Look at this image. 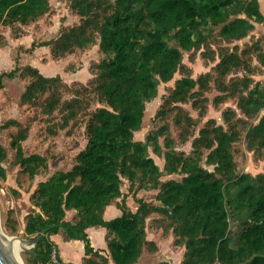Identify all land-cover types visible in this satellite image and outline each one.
<instances>
[{"label":"trees","instance_id":"16d2710c","mask_svg":"<svg viewBox=\"0 0 264 264\" xmlns=\"http://www.w3.org/2000/svg\"><path fill=\"white\" fill-rule=\"evenodd\" d=\"M64 1L80 22L64 28L55 39L34 42L31 49L50 46L51 57L61 58L98 43L105 57L92 83H75L73 97L63 100L74 86L60 75L45 76L30 64L0 74V89L5 78L29 76L25 102H37L50 91L47 109L63 103L62 125L82 119L86 129L87 144L75 164L41 181L31 196L35 207L27 215L26 237L47 231L27 261L49 260L57 249L52 236L63 233L67 239L83 241L85 251L82 263L60 259L63 264H136L145 247L156 249L148 238V219L157 213L154 228L172 232L174 243L184 247L181 264H264V173H239L234 157V144L245 130L247 147L264 158V116L248 123L264 109V85L250 74L232 76L252 71L253 58L264 66V39L244 47L236 43L256 23H264L261 1ZM51 11L50 0H0V24L28 25ZM193 50H202L206 61L216 62L198 78L183 64L184 53ZM184 68L187 72L175 81L156 111L160 124L144 140L135 139L146 105L158 96L159 85ZM212 82L220 93L215 104L236 98L240 114L228 108L222 113L225 125L211 118L195 135L196 121L183 104L191 102L204 116ZM171 118L181 129L182 142L193 138L189 153L175 147ZM26 139L27 130L22 128L11 145L15 163L34 178L48 168V162L40 154L25 153L22 142ZM151 150L163 156L162 168ZM6 158L0 143L3 178L6 170L1 162ZM175 174L180 178L172 177ZM140 190H157L156 203L137 197ZM129 194L137 200L136 210L127 204ZM112 204H117L121 215L107 220L104 214ZM69 211L74 213L70 220L66 218ZM240 214L245 218L236 222L240 225L236 237L232 222ZM92 226L107 229L108 253L93 247L87 232Z\"/></svg>","mask_w":264,"mask_h":264},{"label":"rangeland","instance_id":"374dc122","mask_svg":"<svg viewBox=\"0 0 264 264\" xmlns=\"http://www.w3.org/2000/svg\"><path fill=\"white\" fill-rule=\"evenodd\" d=\"M50 2L52 11L33 23L28 25L16 23L13 27L0 24V74L10 71L15 66L24 67L31 64L38 67L45 76L60 75L68 86H74L72 91L65 93L63 100H67L73 97L74 89L77 87L75 83L85 85L92 83L98 72V64L105 55L100 50L98 43L91 44L84 49H76L75 52L61 58L51 57L50 46L31 49V44L34 42L39 44L55 39L64 28L80 22V17L70 10L66 1L50 0ZM261 3L264 13V1L261 0ZM258 39H264V23H256L255 29L246 38L236 43L244 47ZM234 44L229 43L228 45L232 47ZM183 64L194 78H198L201 74L211 71L216 62L206 61L202 56V50H193L184 53ZM252 66H254V70L252 69L250 72L241 71L232 76L250 74L254 76L256 81H260L264 85V66L260 65L256 58L252 59ZM186 72L187 69L184 68L182 71H178L170 82L159 85L158 96L146 105L144 123L142 129L135 133V139L144 140L146 135L160 124L155 117L156 111L163 99L169 95L175 81L183 77ZM30 82L29 76H20L14 79L5 78V86L0 89V143L7 153V158L1 162L6 170V177H0V222L2 229L7 234L23 238H28L25 233L27 215L35 207L31 196L38 184L59 170H69L75 164L77 154L87 144L86 129L82 119L73 120L66 127L62 125L63 103L57 105L52 111L47 109L46 103L51 101L50 91L39 97L37 102H25L23 93ZM218 94L220 93L212 82L210 90L206 93L209 102L207 113L204 116L199 114L191 102L183 104V107L196 121V126L193 128L195 135L211 118L216 119L218 124L225 125L222 113L228 108L236 109L240 114L236 98H228L225 102L215 104L214 98ZM95 106L96 104L92 105V108ZM263 116L264 109L255 120H249L248 123H256ZM243 118L246 119V117ZM22 128L27 130V139L22 142L25 153L40 154L48 162V168L34 178H30L15 163L16 151L11 145V140ZM170 129L175 147L189 153L192 150L193 138L187 142H182L181 129L179 125L173 122L172 118L170 119ZM244 131L241 138L234 144L237 171L239 173L249 172L253 175L264 173V158L257 156L247 147ZM160 141L164 144L163 138ZM150 154L162 168L164 165L163 156H159L152 150ZM207 167L213 169V166ZM172 177L180 178L176 174ZM163 178L167 179L168 176ZM124 192H126V187H124ZM156 194L157 190H140L137 197L156 203ZM126 200L130 209H137L136 198L129 194ZM113 211L118 213V209H113ZM73 215V211H69L67 218L70 219ZM158 217L160 215L155 213L148 219V238L156 243V249L150 250L145 247L136 264H181L184 247L174 243L172 232L167 234L162 229L154 228L153 221ZM244 218L245 214L233 218L235 221L232 222L231 228L233 236L237 237L240 231V225L236 222ZM99 228L105 230L103 227ZM21 256L24 264H30L27 261L29 256L27 252L22 251Z\"/></svg>","mask_w":264,"mask_h":264},{"label":"crops","instance_id":"0c3cea01","mask_svg":"<svg viewBox=\"0 0 264 264\" xmlns=\"http://www.w3.org/2000/svg\"><path fill=\"white\" fill-rule=\"evenodd\" d=\"M261 1V0H260ZM264 1V0H263ZM262 5V3H261ZM31 65V64H30ZM128 198V197H127ZM118 209V213L113 211ZM121 210L117 207V204H112L107 207L104 217L109 220L114 217L120 216ZM67 218V217H66ZM68 219V218H67ZM71 219V218H70ZM69 219V220H70ZM96 227V228H94ZM103 226H92L87 229L89 237L91 239V243L93 247L97 250H100L103 254L108 253L107 243H106V233L102 228ZM63 233L55 234L52 236V240L57 245L59 257L63 262H74V263H82L85 257L84 251V243L81 240L67 239Z\"/></svg>","mask_w":264,"mask_h":264},{"label":"water","instance_id":"95a60500","mask_svg":"<svg viewBox=\"0 0 264 264\" xmlns=\"http://www.w3.org/2000/svg\"><path fill=\"white\" fill-rule=\"evenodd\" d=\"M1 231H2V226L0 222V264H19L15 260ZM46 231L47 228L43 229L42 232L35 238H23L20 236H14V237L20 240L21 243L23 244L22 246L23 251L27 253H34V249H33L34 246L41 240V238L44 236Z\"/></svg>","mask_w":264,"mask_h":264},{"label":"bare ground","instance_id":"6f19581e","mask_svg":"<svg viewBox=\"0 0 264 264\" xmlns=\"http://www.w3.org/2000/svg\"><path fill=\"white\" fill-rule=\"evenodd\" d=\"M2 234L15 258V260L19 263V264H24L23 260H22V256L21 253L23 251L22 246L23 244L21 243L20 240H18L16 237L7 234L3 229H2Z\"/></svg>","mask_w":264,"mask_h":264},{"label":"built area","instance_id":"2783aa9c","mask_svg":"<svg viewBox=\"0 0 264 264\" xmlns=\"http://www.w3.org/2000/svg\"><path fill=\"white\" fill-rule=\"evenodd\" d=\"M39 264H63V262L59 258V254L57 252V249L54 248L49 260H47L45 262H40Z\"/></svg>","mask_w":264,"mask_h":264}]
</instances>
